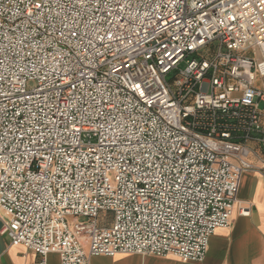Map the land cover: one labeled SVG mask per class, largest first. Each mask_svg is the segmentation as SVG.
Masks as SVG:
<instances>
[{
  "label": "built area",
  "instance_id": "built-area-1",
  "mask_svg": "<svg viewBox=\"0 0 264 264\" xmlns=\"http://www.w3.org/2000/svg\"><path fill=\"white\" fill-rule=\"evenodd\" d=\"M32 2L0 0V232L39 264L125 248L204 261L231 225L243 173L264 169L251 160H264V5L123 0L121 12L116 0H40L29 16ZM109 30L124 43L97 39ZM173 48L180 59L162 64ZM122 63L131 68L113 70ZM69 68L84 76L65 91ZM130 77L167 106L138 98ZM85 111L91 124L73 135Z\"/></svg>",
  "mask_w": 264,
  "mask_h": 264
},
{
  "label": "crops",
  "instance_id": "crops-1",
  "mask_svg": "<svg viewBox=\"0 0 264 264\" xmlns=\"http://www.w3.org/2000/svg\"><path fill=\"white\" fill-rule=\"evenodd\" d=\"M257 167H264L262 158L251 157ZM232 222L211 236L204 261L183 262L173 256L117 254L93 256L91 264H264V169L243 173ZM239 205L249 208L248 215L239 213ZM241 237L245 246L239 253L233 248V237ZM117 257H122L117 259ZM42 256L20 243H12L0 232V264H39ZM45 264H61L59 255L51 253Z\"/></svg>",
  "mask_w": 264,
  "mask_h": 264
},
{
  "label": "snow or ice",
  "instance_id": "snow-or-ice-1",
  "mask_svg": "<svg viewBox=\"0 0 264 264\" xmlns=\"http://www.w3.org/2000/svg\"><path fill=\"white\" fill-rule=\"evenodd\" d=\"M85 2V0H80L81 6H83V3ZM172 4H175L177 9L179 8L178 5V0H169V3L167 4H162V5H157V7H161V6H171ZM259 4L260 5H264V0H259ZM116 5L117 8L122 12L125 7L126 4L123 2V0H116ZM128 7H130L131 5H127ZM46 7V4L44 2H40V0H35V2H32V8L27 10V15L29 16H33L34 13L32 11V9H36L40 12H43L44 9ZM243 7L247 8L249 7L248 4H243ZM261 11H264V9H259ZM119 14V13H118ZM107 16H111L112 13L111 12H107L106 13ZM170 15V18L172 20H177L176 16L174 15ZM123 18V17H121ZM233 20L236 19V17H232ZM93 23H95V21H93ZM164 23H168V20L165 19ZM177 23H179V21L177 20ZM61 35H63V33H61ZM77 36V32L75 30H70L69 32V37H76ZM97 39L99 41H104L105 39L109 40V41H115L117 44H123L124 41L123 39L119 36L116 35L114 33L111 32V30H109L108 32L105 33L104 36H97ZM204 40L203 38H199L196 40L195 44L192 45V47H196L199 44H203ZM81 44L83 45V50H84V54H85V58H87L88 56L92 55V51L95 49V45L92 43L91 39L88 40L87 43H84L83 41H81ZM103 46V44H102ZM120 49H117V51H119ZM135 50V49H133ZM181 49L179 48H173V50L171 52H165V55L167 56V61H162V64H165L166 66H169L171 64L176 63L177 60L180 59V53H181ZM126 54V53H125ZM98 55H102V54H98ZM77 59H79V57H77ZM202 67H207V64L202 65ZM131 68V64L129 63H122L120 65V67H116L114 66V71L120 72L121 74H123L124 72L128 71ZM75 74V70L73 68H69L65 71H63V77H62V84H64L65 87V91H67L68 89H75L77 87L78 84H81V79L80 77L84 76V73H80L79 77H77L75 80H73V76ZM88 81L85 79L83 81V83H87ZM126 84H129L130 86L133 87L134 93H136L138 95V98H144V102L146 104H151L153 102L155 103H165L167 106V103L163 100L157 99L156 101H153L151 98V85L148 84L147 80H136L132 77L129 78L128 81H125ZM138 90V91H137ZM247 95L250 97L252 96V92H248ZM115 106V105H113ZM99 114V113H98ZM89 113L87 111H85L80 120L76 121L75 123L72 124L71 126V133L73 135L76 134H83L85 131V124H91V120L89 119ZM7 145L4 146V148H0V152L5 151V149H7ZM10 152L13 150H9ZM181 151H183V149H181ZM30 154V153H29ZM98 158V157H97ZM5 174H7V169L4 170ZM3 177H0V179H2ZM117 178H119V176H117ZM155 179H159V177H156ZM11 227H17V225L15 223H13L11 225ZM113 231H116V229H113ZM245 246V241L243 238L241 237H233V248L239 253L240 251L243 250ZM134 248H136L137 251H142L143 249L139 248L138 246H133ZM109 254V256L113 255L111 253V250H106ZM122 252H124L125 256H129L132 255V251L130 249H121ZM122 257H117V259H120Z\"/></svg>",
  "mask_w": 264,
  "mask_h": 264
},
{
  "label": "rangeland",
  "instance_id": "rangeland-1",
  "mask_svg": "<svg viewBox=\"0 0 264 264\" xmlns=\"http://www.w3.org/2000/svg\"><path fill=\"white\" fill-rule=\"evenodd\" d=\"M184 66V65H183ZM260 107L264 108V101H260Z\"/></svg>",
  "mask_w": 264,
  "mask_h": 264
}]
</instances>
